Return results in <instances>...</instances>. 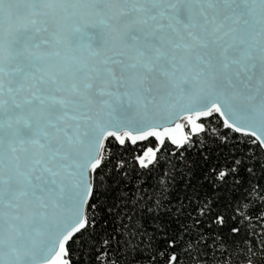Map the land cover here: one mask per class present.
<instances>
[{
  "label": "snow or ice",
  "instance_id": "snow-or-ice-1",
  "mask_svg": "<svg viewBox=\"0 0 264 264\" xmlns=\"http://www.w3.org/2000/svg\"><path fill=\"white\" fill-rule=\"evenodd\" d=\"M0 264H264V0H0Z\"/></svg>",
  "mask_w": 264,
  "mask_h": 264
}]
</instances>
